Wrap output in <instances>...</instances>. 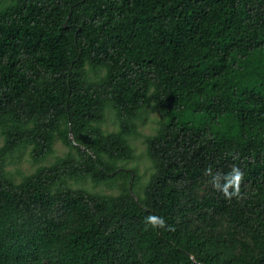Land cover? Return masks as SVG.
<instances>
[{
	"label": "trees",
	"instance_id": "trees-1",
	"mask_svg": "<svg viewBox=\"0 0 264 264\" xmlns=\"http://www.w3.org/2000/svg\"><path fill=\"white\" fill-rule=\"evenodd\" d=\"M0 140V264H264V0H0Z\"/></svg>",
	"mask_w": 264,
	"mask_h": 264
},
{
	"label": "rangeland",
	"instance_id": "rangeland-1",
	"mask_svg": "<svg viewBox=\"0 0 264 264\" xmlns=\"http://www.w3.org/2000/svg\"><path fill=\"white\" fill-rule=\"evenodd\" d=\"M142 117L137 121L138 135L135 138L130 139V144L134 149V160L125 163V167L128 170H135L137 177V184L132 194L135 198L143 197V186L149 178L152 172L151 162L148 160L145 153V138L154 134L155 130L161 123L169 121L172 115H163L159 111L153 109L152 104L148 108L142 111ZM185 120H191L195 124H200L204 121V117L192 116L190 114L184 116ZM118 128L115 114L111 109L106 108L105 120L102 124V130L104 132H114ZM2 144L0 140V145ZM66 148L59 142L55 141L53 146V154L40 163H34L29 156V149L23 152H18L8 157L6 160L5 169L10 173L12 179L18 183L24 176L33 173L37 167L46 166L52 163L56 157L62 156L66 152ZM74 188H84L91 192H97L107 195H115L119 191L120 182H117L113 186L99 185L93 186L89 181L83 183H72Z\"/></svg>",
	"mask_w": 264,
	"mask_h": 264
},
{
	"label": "water",
	"instance_id": "water-1",
	"mask_svg": "<svg viewBox=\"0 0 264 264\" xmlns=\"http://www.w3.org/2000/svg\"><path fill=\"white\" fill-rule=\"evenodd\" d=\"M69 139L70 140H73V136H72V134H71V132H69ZM129 192H130V194L133 196V198L135 199V201H136V198H135V196L132 194V192H131V189L129 188Z\"/></svg>",
	"mask_w": 264,
	"mask_h": 264
}]
</instances>
